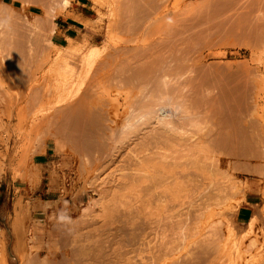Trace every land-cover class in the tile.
I'll use <instances>...</instances> for the list:
<instances>
[{
    "label": "bare ground",
    "instance_id": "1",
    "mask_svg": "<svg viewBox=\"0 0 264 264\" xmlns=\"http://www.w3.org/2000/svg\"><path fill=\"white\" fill-rule=\"evenodd\" d=\"M117 1V10L120 12L116 11L115 14L120 21H116L120 30L126 36L130 35L126 41L133 42L134 38L131 37L140 27L141 40L137 37L138 33L134 36L140 43L130 48L122 45L114 51L104 52V49L99 48L88 50L84 56L88 60V69L92 67V70L90 68L91 73L88 77L85 76L87 83L77 88L75 97L64 106V113L59 115L58 121L63 139L74 144L85 167L97 169L95 173L98 175L103 163L113 165L114 169L111 170L119 175V178L116 176L117 187L114 183L112 187L116 188H113L103 213L99 214L98 211V214L92 215L97 214L91 219L93 225L88 227L87 232H81L85 220L64 230L62 239H69L70 244L68 243L69 247L60 258H40L29 252L36 257L31 258L28 253L29 258L23 260L22 264H213L217 252L220 253L221 250L218 247L219 241L215 239L216 235L219 237L216 233L220 228L210 226L209 230L213 229L206 236L194 238L196 240L193 241L190 239L203 234L200 233L199 226L208 213V200L221 208L220 205L227 199L228 189H232L226 181L228 174L220 171V157L217 160L219 162L214 159V149L226 147L232 163H241L245 169L264 167V142L259 133V129H264V121L262 114L256 113L257 106H254L255 100L249 91L248 83H251L248 82L249 74L245 66H202L199 63L201 58L195 52L212 30L219 31L223 36L244 33L261 39L258 42L264 40V0H214L211 1V4L214 2L213 5L208 4L207 0H201L204 3H199V8H194L195 4H192L181 10L184 22H179L183 25L185 23L189 29L185 35H178L174 26L173 30L169 27V31L163 32L165 29L162 27V19L165 15L162 19L154 17L156 21L153 19L155 22L151 20L150 24L144 19L149 13H154V9L157 13L156 8L164 0ZM42 2L49 5L41 4L40 12L27 19L23 5L10 10L7 8L10 5L7 6L0 0V19L9 15L8 20L14 23L13 20L17 21L19 17L26 20V26L31 29L28 37L31 45L27 44L25 59H17L16 55L9 52L12 55L10 65L8 57L11 56L3 54L4 62L12 67V74L8 73L7 79L14 86L20 85L23 78L32 74V64L38 58L37 50L47 51L51 46L55 47L46 37L40 42L39 34L42 36L50 26L53 27L52 18L65 11L70 3L69 0ZM177 4L180 5V1ZM173 14L170 20L174 19ZM166 19L169 20V17ZM144 20L148 25L145 23L142 26ZM0 24L1 30L4 24ZM164 26L168 27L166 24ZM32 31L37 32L36 35ZM153 31L158 32V37L150 40L151 37H148ZM121 41L114 44L118 46L122 44ZM70 43L71 40L68 41L69 45ZM20 44L22 50L19 52L24 53L22 43ZM35 44L40 45V49ZM68 44L61 46L64 50L62 53L67 51ZM7 49L10 51V47ZM244 73L246 77L242 76ZM31 92L28 99H24L27 107L37 100L35 91ZM44 92L45 90L42 95ZM112 93L122 95L124 101L119 102V96L112 98ZM118 106L124 107L122 115L118 113ZM46 132L43 131L45 135L48 134ZM59 140L56 139V142ZM210 156H213L211 159L215 163H210ZM208 159L211 165H208L207 171L211 170L210 174L215 178V175L222 177L229 186L219 182L218 178L211 180L210 186L202 182L204 176H199L205 175ZM261 171L264 170L261 168ZM247 186L245 183L239 190L245 193ZM192 188L194 194L190 191ZM98 217L102 219L101 223H96ZM252 224L249 223L250 230ZM191 243L194 244V251H190ZM55 255L54 252L53 256Z\"/></svg>",
    "mask_w": 264,
    "mask_h": 264
},
{
    "label": "rangeland",
    "instance_id": "2",
    "mask_svg": "<svg viewBox=\"0 0 264 264\" xmlns=\"http://www.w3.org/2000/svg\"><path fill=\"white\" fill-rule=\"evenodd\" d=\"M42 1L22 0L21 2V0H3L7 6L10 5L7 7L8 9L10 8V10L11 8L15 10L16 7L23 5L25 7L24 14L27 19L33 18V15L35 16V14L40 12L39 6L41 4L44 6L49 5ZM115 1L117 0H69V6L63 11L64 13L61 12L52 18L54 26H50V28L46 30L47 32L45 31L42 33V36L39 34V37L42 39L38 37L40 42L44 40V37L48 38L54 43L55 47L51 46L47 51L43 50L45 53L42 50H40V52L37 50L39 55L37 54L38 58L36 57L34 60L36 61L34 62L35 65L32 64L33 67L31 66L33 69L32 74L23 78L18 86H14V84L7 79L8 73L12 74V67L9 62L10 59H12V55H9V52L16 55L15 57L17 59H21L22 57L25 59L27 57V53L25 52H27V44L28 46L31 45L30 42H28L31 29L26 26V20L20 19L19 17V19L17 18L18 22L13 20L14 23H12V20H8L10 19L8 14V16L4 15L5 17L3 16L0 19V22H2L4 26L6 25L5 27L3 26L4 29H2V27L0 30V46L5 47V49L0 47V83L3 84L0 86V264H22L24 263L23 260H26L27 257L29 258V254L31 258H33V256L36 257V255L40 258H44V256L52 257V259L60 258L64 250L69 247L67 245L70 244L69 239H62L64 230L71 228L78 222H84L85 220V223H83L85 225L81 232H87L89 230L88 227L91 228L93 225L91 224V219L98 213L102 214V211L108 206V201L113 193L112 190L114 187L112 186L115 185L117 187L116 183L119 175L117 173V175L114 174L115 171L113 173L111 170L114 169L112 168L113 165H108V162L103 163L101 167L103 168V166H105L104 169L102 170L101 168L99 174L96 175L97 173L95 172H97V169H89V167L87 168L82 164V159L76 147L74 144L70 143V141L63 139V135H61V131L58 127L60 116L65 110L64 106L75 97L76 93L74 95V92H77V88L79 86L83 87V85L87 83V78L85 79V76L88 77L91 73L92 67H90L91 70L90 68L88 69V60L86 56H84L87 54L88 50L91 48H99L104 49V52L108 50L114 51L122 45L130 48L134 46V44L136 46V44L140 43L139 40H141L142 37L140 35V27H138L133 36L131 35V39L134 38V41H126V38L128 39L130 35H128L129 37L126 36V34L120 30V26L117 23L120 19L117 18L115 14L116 11L119 10V4L118 1ZM179 1L180 5L177 4ZM202 1L164 0L156 8L157 13H155L154 9V13H149L150 17L146 15L147 17L144 19L148 24H150L153 19L155 21L157 18L162 19L161 17L164 15L169 17L170 20V16L176 11L177 17L173 14L174 16L172 18L174 19L170 21L167 20L165 16L163 17L164 19H162V21L164 22L162 25L166 24V26H168H162L164 27L163 29H165L163 32L169 31V27H171V30L174 28L176 29L175 31L178 35H185L189 32V29L185 26V23L184 25L180 23L184 22L181 10L190 7L192 4L196 5L197 3L198 5H193V7L197 8L198 6L199 8V3ZM211 1L214 0H207V2H209L208 4H211ZM12 2H16L18 5H14ZM213 3L211 5H213ZM81 13H84V16H82ZM158 15H160V17H158ZM62 16H69L72 18L71 20L78 26V33L74 37H69L65 41L60 42L53 34V30L55 28L54 22L60 21L59 19L62 18ZM145 20L142 22V26H145ZM155 21H153V23ZM147 23L146 25H148ZM172 26H174V28ZM12 29H14V31ZM10 31L12 32L10 33ZM25 32L27 34H25ZM36 33L37 32H35L34 35H36ZM122 33L124 35H122ZM214 34L219 36L216 37ZM242 34L244 35V33H235L233 35L228 34L223 36L219 31L213 32L212 30V32L210 31L208 34L209 37H207L206 40L203 39L205 40L204 42L201 40L203 43L195 54H199L201 58V62L199 61V63L201 65L206 64L207 66L209 64L212 67L218 66L221 68H225L224 65L228 64L227 68L230 66V68H234V65H238L235 68H239L240 65V67L245 66L247 69L246 72L249 74H246L248 82L250 81L251 83V85L248 83L250 86L249 91L251 92L252 99L254 98L256 101L253 100L255 103L253 104L259 107H256V113L262 114L264 121V40L258 42L261 39L253 34H249L250 37L246 34V36H243ZM136 35L139 40L134 37ZM150 35L148 38L151 37L150 40L152 38L154 40L158 37V32L153 31ZM69 40H71L70 45L68 44ZM121 40L124 43L126 42L125 44L128 42L127 46L123 44ZM120 41L122 44L120 43L118 46L114 44ZM20 43H22L24 53L23 51H21V53L19 52L22 50ZM67 44L69 45L67 51L62 53L64 50L61 46H67ZM7 45L10 47V51H8L7 48L9 47ZM39 46L37 45L38 49H40ZM3 54L11 56L8 57L10 67L4 62ZM246 63L248 66H246ZM247 67H249V69ZM242 76L244 77L245 73ZM32 77L35 78L32 79ZM30 90L33 92L35 91L38 96L36 95L37 100H34V102H36L32 106L27 107L26 100L24 99H28V94L32 93ZM44 90V95L46 97L42 95ZM71 92L73 93L71 94ZM116 96H119L117 97L119 102L124 101L122 95L111 94L112 98ZM56 108L58 110L55 111ZM123 112H125L124 107L118 106V113L122 115ZM32 126H35L37 130ZM37 127H39V129ZM34 129L35 131H32ZM46 129L49 131L46 132ZM43 131L48 134L45 135ZM42 133L44 137L41 136ZM259 133L264 142V129H259ZM56 139H60L61 141L59 140V142H56ZM215 149V152L212 151V154L214 152V159L216 162H219L217 160L220 157L219 160L222 162L219 167L221 169L220 171H223V174H228L226 177L228 176L227 178L229 180L226 178V181L232 189H228L229 193L227 194V199L220 205L221 208L216 206L212 200H210L211 203L208 200L207 210L208 213H210L206 214L199 226L200 233L204 235H196L191 237L190 240L193 241L198 237L206 236V234H209L213 229L211 228V230H209L210 226H215L216 228L218 226L220 229L219 231L217 230L218 233L216 234H218L219 237L216 235L215 239L219 241L218 247H221V250L223 249V253L221 250L220 253L222 255L217 252L218 257L216 256L214 259L215 263L213 264H264V175H260L264 173V171H261V168L264 170V167L258 169H245L241 163L238 165L232 163L233 161L230 158L229 151L227 150L226 152V147L220 146L216 150ZM212 157L213 156H210V159ZM214 159H211V162L209 159L206 160L207 167L215 163L212 161ZM207 169L209 170V167L205 169V175H203L202 172V175L199 176H204V180H201L205 185L210 186L211 180H217L216 178H218L219 182H223L229 186L226 181H223L222 177L218 175H215L216 178L213 177V175L210 174L211 170L207 171ZM110 170L111 172H108ZM224 170L227 171V173ZM192 171L191 169L190 172ZM190 172H188V174L192 176ZM233 182H235V184ZM245 183L248 186L245 193H243V191L239 189L245 185ZM192 189L190 191L194 194V188ZM205 190L207 191V189ZM130 194H132L131 190ZM16 212L18 216H16ZM95 213L97 214L92 216ZM61 217H64V219H61ZM101 221L102 219L98 217L96 223H101ZM250 222L253 223L251 230L249 229ZM190 245V251H194V249H192L194 244L191 243ZM38 251L40 252L38 253ZM29 252L32 254L35 253L36 255L32 256ZM54 252L56 253L55 256H53Z\"/></svg>",
    "mask_w": 264,
    "mask_h": 264
},
{
    "label": "crops",
    "instance_id": "3",
    "mask_svg": "<svg viewBox=\"0 0 264 264\" xmlns=\"http://www.w3.org/2000/svg\"><path fill=\"white\" fill-rule=\"evenodd\" d=\"M84 16V13H81ZM69 16H62L60 21H55V28L53 34L60 40V42L65 41L68 37H74L78 33L77 24L71 20Z\"/></svg>",
    "mask_w": 264,
    "mask_h": 264
},
{
    "label": "trees",
    "instance_id": "4",
    "mask_svg": "<svg viewBox=\"0 0 264 264\" xmlns=\"http://www.w3.org/2000/svg\"><path fill=\"white\" fill-rule=\"evenodd\" d=\"M14 5H18L16 2H12Z\"/></svg>",
    "mask_w": 264,
    "mask_h": 264
},
{
    "label": "clouds",
    "instance_id": "5",
    "mask_svg": "<svg viewBox=\"0 0 264 264\" xmlns=\"http://www.w3.org/2000/svg\"><path fill=\"white\" fill-rule=\"evenodd\" d=\"M61 219H64V217H61Z\"/></svg>",
    "mask_w": 264,
    "mask_h": 264
}]
</instances>
